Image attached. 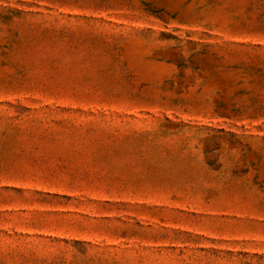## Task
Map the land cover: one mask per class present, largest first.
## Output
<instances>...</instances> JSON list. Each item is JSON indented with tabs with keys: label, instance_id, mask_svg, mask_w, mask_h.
I'll list each match as a JSON object with an SVG mask.
<instances>
[{
	"label": "rangeland",
	"instance_id": "rangeland-1",
	"mask_svg": "<svg viewBox=\"0 0 264 264\" xmlns=\"http://www.w3.org/2000/svg\"><path fill=\"white\" fill-rule=\"evenodd\" d=\"M0 264H264V0H0Z\"/></svg>",
	"mask_w": 264,
	"mask_h": 264
}]
</instances>
